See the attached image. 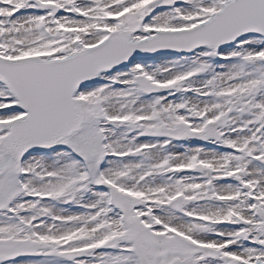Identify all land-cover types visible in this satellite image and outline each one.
Segmentation results:
<instances>
[{
  "label": "snow or ice",
  "instance_id": "obj_1",
  "mask_svg": "<svg viewBox=\"0 0 264 264\" xmlns=\"http://www.w3.org/2000/svg\"><path fill=\"white\" fill-rule=\"evenodd\" d=\"M0 264H264V0H0Z\"/></svg>",
  "mask_w": 264,
  "mask_h": 264
}]
</instances>
